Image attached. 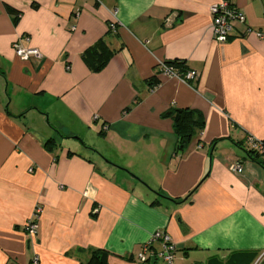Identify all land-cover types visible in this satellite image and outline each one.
<instances>
[{
	"label": "crops",
	"instance_id": "1",
	"mask_svg": "<svg viewBox=\"0 0 264 264\" xmlns=\"http://www.w3.org/2000/svg\"><path fill=\"white\" fill-rule=\"evenodd\" d=\"M218 1L0 0V264H139L157 229L175 264H264V168L244 150L264 141V0H229L246 24L226 42ZM24 36L40 58L15 54ZM101 38L113 54L93 71L82 54ZM176 60L198 78L160 71ZM181 108L204 126L179 152Z\"/></svg>",
	"mask_w": 264,
	"mask_h": 264
},
{
	"label": "built area",
	"instance_id": "2",
	"mask_svg": "<svg viewBox=\"0 0 264 264\" xmlns=\"http://www.w3.org/2000/svg\"><path fill=\"white\" fill-rule=\"evenodd\" d=\"M209 10L212 15L210 24L211 34L218 42H226L228 40L229 31L233 22L246 24L244 12L229 0H219L211 4ZM165 21L169 22V19L166 17ZM115 26L116 22H110V29H115ZM246 32L254 33L260 38L263 37L260 31L254 30L249 26H246ZM22 41H28V37L24 36L13 44L14 52L19 58L28 60L30 57H41V53L37 48L25 46ZM159 68L163 74L176 76L187 82H194L199 75L198 71L193 69H189L182 73L176 67L167 64L165 61L160 62ZM246 142L250 148L264 154L263 140L247 135ZM228 168L230 171L237 174H242L244 171L242 163L238 161L231 162ZM41 210L39 205L36 206L32 216L24 224V230L32 237L36 236L38 233V219ZM94 211L96 212L97 208H95ZM175 259V242L172 240L171 235L164 229L154 230L149 238L143 242L141 249L136 255V261L139 264H153L157 262H160V264H175ZM32 262L33 264H37V257H34Z\"/></svg>",
	"mask_w": 264,
	"mask_h": 264
},
{
	"label": "trees",
	"instance_id": "3",
	"mask_svg": "<svg viewBox=\"0 0 264 264\" xmlns=\"http://www.w3.org/2000/svg\"><path fill=\"white\" fill-rule=\"evenodd\" d=\"M9 11L13 12L12 9H9ZM109 24L108 28L110 31ZM112 54L113 51L106 45L105 40L101 38L94 46L87 48L83 52L82 57L86 63L90 65L93 71H99L106 64ZM166 62L167 64L176 67L182 73L189 70L182 61L176 60ZM147 81L149 82L150 88H154L159 84V80L155 75L150 76ZM168 114L173 120V131L177 138L176 151H183L192 137L202 130L204 126L203 116L201 112L188 108L171 109L168 111ZM50 142L51 140H48V143ZM244 150L252 161L264 168V154L259 153L257 150H254L249 146ZM196 187L188 193L187 197L193 193ZM84 264H104L101 253L93 252L90 259Z\"/></svg>",
	"mask_w": 264,
	"mask_h": 264
},
{
	"label": "water",
	"instance_id": "4",
	"mask_svg": "<svg viewBox=\"0 0 264 264\" xmlns=\"http://www.w3.org/2000/svg\"><path fill=\"white\" fill-rule=\"evenodd\" d=\"M74 138H76V139H77L78 137H77V136H74ZM193 189H194V188H193ZM186 198H187V196H186Z\"/></svg>",
	"mask_w": 264,
	"mask_h": 264
}]
</instances>
